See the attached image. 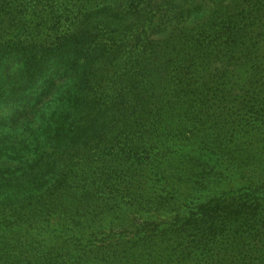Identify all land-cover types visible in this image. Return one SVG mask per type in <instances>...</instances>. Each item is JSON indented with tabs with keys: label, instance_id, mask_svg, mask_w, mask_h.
<instances>
[{
	"label": "trees",
	"instance_id": "1",
	"mask_svg": "<svg viewBox=\"0 0 264 264\" xmlns=\"http://www.w3.org/2000/svg\"><path fill=\"white\" fill-rule=\"evenodd\" d=\"M5 34L0 264H264V139L212 112L264 117V0H0Z\"/></svg>",
	"mask_w": 264,
	"mask_h": 264
},
{
	"label": "rangeland",
	"instance_id": "2",
	"mask_svg": "<svg viewBox=\"0 0 264 264\" xmlns=\"http://www.w3.org/2000/svg\"><path fill=\"white\" fill-rule=\"evenodd\" d=\"M0 39L2 40L5 39L2 42H6L9 39V36L5 34ZM260 57L261 58L259 59L264 60V55H260ZM262 68H263L262 75H264V65L262 66ZM2 69L3 67L0 66V76H1ZM232 93H233V90H231L230 88L225 93L217 92L215 94V97L217 98L213 101L212 112L214 114H220V113L225 112L226 116L228 117V126H227L228 131L231 133L238 132L239 134H241L239 138L244 137L245 139H248V138L249 139H258V138L264 139V117H260V118H258L259 116L253 117V114H249L246 111H243L241 109L240 102L237 99V97L235 95L231 97ZM259 95L264 98V92L259 93ZM229 96L232 99H230ZM222 97L228 98L226 104L221 103L220 98ZM221 106H226L225 108L227 109V112L224 111V109L221 108ZM261 111H262L261 114H264L263 107L261 108ZM232 185H236V184H232ZM182 191H183L182 200L188 201L189 199L192 200L195 198V197L189 196L190 192L192 191L188 189H183ZM2 251H6V249L4 248L3 250H1V252Z\"/></svg>",
	"mask_w": 264,
	"mask_h": 264
}]
</instances>
